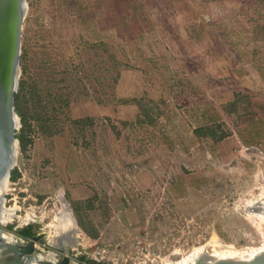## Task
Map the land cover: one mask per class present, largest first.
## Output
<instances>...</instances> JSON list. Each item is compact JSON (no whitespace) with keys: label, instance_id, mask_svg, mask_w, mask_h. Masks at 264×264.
<instances>
[{"label":"rangeland","instance_id":"1","mask_svg":"<svg viewBox=\"0 0 264 264\" xmlns=\"http://www.w3.org/2000/svg\"><path fill=\"white\" fill-rule=\"evenodd\" d=\"M26 4L25 143L4 185L15 215L3 229L46 233L36 246L59 259L48 241L67 214L71 264L261 247L264 0Z\"/></svg>","mask_w":264,"mask_h":264},{"label":"water","instance_id":"2","mask_svg":"<svg viewBox=\"0 0 264 264\" xmlns=\"http://www.w3.org/2000/svg\"><path fill=\"white\" fill-rule=\"evenodd\" d=\"M27 11L26 0H0V190L5 181L9 179L10 172L16 165L17 145L16 132L20 126L19 118L15 112L14 95L18 90L20 77V48L21 31L24 16ZM4 194H0V213L4 208ZM75 227V233L78 229ZM0 221V264H71L70 248L75 243L61 245L48 244L54 250H59L60 259L50 261L39 258L44 256L45 250L39 249L36 244L40 242L46 233H40L31 238H23L3 229ZM4 234H10L14 242L6 239ZM63 236V235H60ZM78 241V236H77ZM71 245V246H70ZM51 252V251H50ZM55 256L57 254L53 252ZM194 264H264V250L251 258H217L208 250H202Z\"/></svg>","mask_w":264,"mask_h":264},{"label":"bare ground","instance_id":"3","mask_svg":"<svg viewBox=\"0 0 264 264\" xmlns=\"http://www.w3.org/2000/svg\"><path fill=\"white\" fill-rule=\"evenodd\" d=\"M7 181L8 180H6L5 182H7ZM2 192L4 193V187H3L2 191L0 192V194ZM262 205H264V204H262ZM2 212H3V215L5 213V216L3 218V215L1 214V216H0V221L1 222H2V220H6L8 222L12 218V216L15 215L13 210H10V209L8 210L5 206H4L3 210H2ZM60 219H62V221L60 222V226H61V231L62 232H67L68 231L67 225H69V223L71 224V227L73 228L72 219H70L67 216V214H66L65 217L63 215ZM60 235H63V234H60ZM4 237L6 239L10 240V241H12V239H13L12 235H10V234H4ZM59 242L61 243V241H59ZM67 246H69V245H67ZM204 249L206 250V247H202V248H199V249L195 250V252L192 255H188L187 258H184L183 260H181V261H179L177 263H170L169 262L167 264H194L197 256ZM262 250H264V244L261 247L256 248V249H252L250 251L249 250H233L232 247H226V248H223L221 250L220 254H213V255L215 257H217V258L231 257V258H244V259L246 258L247 259V258H251L252 256H254L255 254H257L258 252H260Z\"/></svg>","mask_w":264,"mask_h":264},{"label":"trees","instance_id":"4","mask_svg":"<svg viewBox=\"0 0 264 264\" xmlns=\"http://www.w3.org/2000/svg\"><path fill=\"white\" fill-rule=\"evenodd\" d=\"M24 92V89H22V87H20L18 93H16L14 95V106H15V111L16 113L21 117V119L23 121H25V117H26V112L28 110V106L26 105V101H24L22 103V93ZM35 104H39V102H36L35 99L33 100V107L31 108L33 110V115L36 116V118L38 120H40V115H42L41 111L39 110L38 112H36V106ZM16 139L19 140V143L21 144V146L23 147L24 146V138H23V135L21 136L20 133H18V135L16 136ZM15 177V176H14ZM20 235L22 237H25V238H31L33 236V233H32V230L31 228H24Z\"/></svg>","mask_w":264,"mask_h":264},{"label":"flooded vegetation","instance_id":"5","mask_svg":"<svg viewBox=\"0 0 264 264\" xmlns=\"http://www.w3.org/2000/svg\"><path fill=\"white\" fill-rule=\"evenodd\" d=\"M1 214L3 215V212L0 213V216ZM4 218V216H3ZM68 227V231L67 232H61V234H63V236H60L58 238L55 239L54 243L56 245L57 242L61 241V245H69L73 243V241L76 240L77 236H76V233H75V230L74 228L71 227V224L69 223V225H67ZM13 237V236H12ZM64 238V239H63ZM54 239V238H53ZM14 240V238L12 239V241ZM14 242V241H13ZM51 254L53 255L54 253L51 252ZM55 255V254H54ZM61 258V257H60ZM59 258V259H60ZM48 260V259H47ZM52 260H55V256L53 257V259H50V261Z\"/></svg>","mask_w":264,"mask_h":264},{"label":"crops","instance_id":"6","mask_svg":"<svg viewBox=\"0 0 264 264\" xmlns=\"http://www.w3.org/2000/svg\"><path fill=\"white\" fill-rule=\"evenodd\" d=\"M3 216H4V215H3ZM57 218H58V221H59V224H57V226H58L59 228H58V230H57V233L54 232V237L52 236V237L54 238V239H52V243H53L54 245H55V243H54L55 239L58 238V237H60V234H61V232H62V231H61V226H60L61 219L59 220L60 217H57ZM5 222H7V221H5ZM5 222H2V223L5 224ZM73 228H74V225H73ZM74 230H75V228H74ZM76 236H77V235H76ZM54 256H55V255H54V254L52 255L51 252L48 253L47 256H41V255H38L39 258L44 257L43 259L47 258L48 260L53 259ZM32 264H35V263L33 262Z\"/></svg>","mask_w":264,"mask_h":264}]
</instances>
